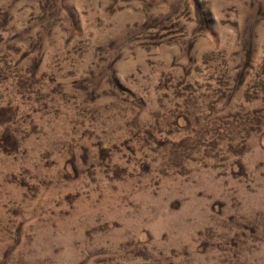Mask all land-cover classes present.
I'll return each instance as SVG.
<instances>
[{
    "label": "rangeland",
    "instance_id": "1",
    "mask_svg": "<svg viewBox=\"0 0 264 264\" xmlns=\"http://www.w3.org/2000/svg\"><path fill=\"white\" fill-rule=\"evenodd\" d=\"M0 264H264V0H0Z\"/></svg>",
    "mask_w": 264,
    "mask_h": 264
}]
</instances>
